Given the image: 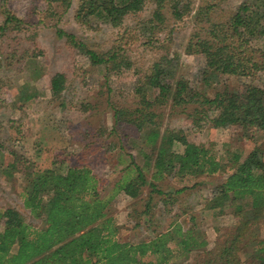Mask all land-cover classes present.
I'll list each match as a JSON object with an SVG mask.
<instances>
[{
  "label": "trees",
  "instance_id": "obj_1",
  "mask_svg": "<svg viewBox=\"0 0 264 264\" xmlns=\"http://www.w3.org/2000/svg\"><path fill=\"white\" fill-rule=\"evenodd\" d=\"M59 1L68 9L72 0ZM153 14L161 18L160 9L169 5L175 16L181 12L180 0H153ZM146 0H77L74 18L86 22L89 18L118 25L128 13L141 10ZM4 18L0 33L20 31L22 20L2 7ZM59 37L78 48L92 61L103 63L96 51L64 30L57 28ZM209 38L195 44L204 55L202 82L217 87L211 96L191 87L183 78L174 79V67L169 60L156 61L149 73L137 80L134 87L136 102L133 107L113 109L114 123L125 122L137 131L134 143L140 149L142 162H135L132 170H125L116 179L109 193H103L105 182L86 161L60 166L61 160L42 165L13 148L6 151V164L0 173L21 176V202L29 213L41 220V226L29 223L13 207L0 206V264H167L187 255L189 251L207 245L202 232L191 224L184 228L174 217L166 227L151 238L135 242L120 241L115 237L112 217L106 216L107 207L120 192L137 199L147 186L145 210L153 193H163L158 184L168 178L179 184L202 182L201 177L223 173L212 196L204 201L203 209L212 216L229 211L234 223L228 241L210 249L200 264H242L237 251H255L246 264H264V149L255 146L248 151L234 148L226 156L216 155L205 142L188 141L182 129L161 131L158 105L170 102L176 108H192L202 118L208 113L224 117L230 125L246 135L251 128L264 129V89L252 84L242 88L228 83V76H243L252 69L264 68V0H241L221 31L210 28ZM112 56V55H111ZM52 98L60 101L66 87V76L57 71L50 77ZM156 90L152 94L149 90ZM38 92L27 83L19 88L18 99L30 101ZM62 102V101H60ZM212 119V120H213ZM180 144L181 149H175ZM36 149L38 156L39 150ZM0 152H2L0 142ZM149 172V177L146 174ZM160 186V185H159ZM186 264H190L187 262Z\"/></svg>",
  "mask_w": 264,
  "mask_h": 264
},
{
  "label": "rangeland",
  "instance_id": "obj_2",
  "mask_svg": "<svg viewBox=\"0 0 264 264\" xmlns=\"http://www.w3.org/2000/svg\"><path fill=\"white\" fill-rule=\"evenodd\" d=\"M240 1L180 0L179 17L165 4L160 9L161 18H157L153 14L154 1L146 0L141 10L126 14L114 26L95 18L86 22L76 20L77 0H72L66 10L59 1L0 0V23L5 6L23 25L20 31L0 33V165L6 164L7 148L22 152L27 161L34 160V165H49L54 159L61 160L63 167L86 161L105 182L103 193H109L125 172L121 168L133 169L129 153L134 156L132 160L140 163L143 160L139 150H148L134 143L137 131L132 125L114 123L113 109L134 106L137 80L162 59L175 65L174 79L181 77L208 96L214 89H222L223 82L212 88L202 82L205 60L195 43L209 38L210 28L221 31V24L227 22ZM58 27L72 33L104 59L111 57V61H92L59 37ZM57 71L66 76L62 102L52 98L49 83ZM227 79L239 88L252 84L264 89V68ZM25 83L38 92L28 102L17 98ZM155 112L161 131L182 129L188 141H204L216 155L226 156L225 150L230 152L234 148L264 149V129L251 128L243 135L224 117L213 119V113H208L209 118H202L190 107H173L170 99L158 105ZM174 147L182 148L178 143ZM37 148H41L38 156ZM146 174L149 177V172ZM223 177V173L202 176L201 183L186 182L181 191L179 184L168 178L158 184L163 193L154 192L147 202V213H143L147 186L136 200L118 193L106 211L116 227L115 237L128 242L149 239L174 217L184 228L191 224L199 228L207 245L167 264H200L199 260L207 257L205 249L217 247L231 237L234 221L229 211L212 216L202 208ZM21 182L18 173H0V206L13 207L27 222L41 226V220L22 206ZM244 249L237 251L242 264L252 261L255 253L253 248Z\"/></svg>",
  "mask_w": 264,
  "mask_h": 264
}]
</instances>
